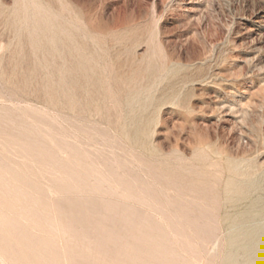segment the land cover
I'll return each mask as SVG.
<instances>
[{"label": "rangeland", "instance_id": "obj_1", "mask_svg": "<svg viewBox=\"0 0 264 264\" xmlns=\"http://www.w3.org/2000/svg\"><path fill=\"white\" fill-rule=\"evenodd\" d=\"M4 214L21 264H227L264 226V0H0Z\"/></svg>", "mask_w": 264, "mask_h": 264}, {"label": "bare ground", "instance_id": "obj_2", "mask_svg": "<svg viewBox=\"0 0 264 264\" xmlns=\"http://www.w3.org/2000/svg\"><path fill=\"white\" fill-rule=\"evenodd\" d=\"M32 106V105H31ZM29 107V106H28ZM17 109V108H16ZM5 112V111H4ZM42 112V111H41ZM44 112V111H43ZM55 117V116H54ZM34 123V122H33ZM31 124V123H30ZM29 124V125H30ZM28 125V124H27ZM38 125V124H37ZM32 126V125H30ZM41 126V125H40ZM22 127V126H21ZM34 128V126H33ZM36 129V128H35ZM34 129V130H35ZM34 132L33 130H31ZM41 132V130H40ZM38 133V132H37ZM41 134V133H40ZM38 134V135H40ZM30 138V137H28ZM36 140V139H35ZM16 142V141H15ZM29 142V141H28ZM34 142V141H33ZM30 143V142H29ZM37 144V143H36ZM81 145V144H80ZM64 146V144H63ZM66 146V145H65ZM21 151V150H20ZM61 158V157H60ZM12 163V162H11ZM7 164V163H6ZM95 178V177H94ZM99 181V180H96ZM102 184V182H99ZM7 184V183H6ZM109 186V185H108ZM110 187V186H109ZM21 190V189H20ZM3 192V191H2ZM95 195V194H94ZM61 196V195H60ZM98 196V195H97ZM134 196V195H133ZM261 197V196H260ZM116 198V197H115ZM133 204V203H132ZM252 206V205H250ZM254 206V205H253ZM252 206V207H253ZM256 209V208H255ZM151 212V211H150ZM246 214H251L250 211H247ZM159 215V214H158ZM163 216V215H162ZM241 217V216H240ZM232 219V218H231ZM230 219V221H231ZM234 219V217H233ZM237 219V218H236ZM27 222V221H26ZM233 223V222H232ZM13 224L12 221L8 219V217L4 215H0V264H21V257H17V255L12 251V246L9 242V236L7 231L4 228L11 227ZM233 226V225H232ZM237 226V225H236ZM246 226V225H245ZM53 227V226H52ZM54 228V227H53ZM232 228V227H231ZM33 229V228H32ZM244 229V227H243ZM234 230V229H233ZM22 231V230H21ZM226 231V230H225ZM234 234V233H231ZM242 236L240 237H231L230 245L233 248L226 258L227 264H241L238 261L236 255V249L238 248L240 243L244 244V248L246 249L248 256L244 261V264H263L264 252L262 251L261 239L260 237L264 235V226H254L248 229H244L242 231ZM226 235V234H225ZM175 238V237H174ZM225 240V239H224ZM242 240V242H241ZM19 243V242H17ZM223 248V247H222ZM242 253V252H241ZM240 260V259H239Z\"/></svg>", "mask_w": 264, "mask_h": 264}]
</instances>
